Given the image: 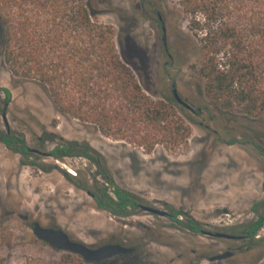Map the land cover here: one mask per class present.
<instances>
[{
  "label": "rangeland",
  "instance_id": "rangeland-1",
  "mask_svg": "<svg viewBox=\"0 0 264 264\" xmlns=\"http://www.w3.org/2000/svg\"><path fill=\"white\" fill-rule=\"evenodd\" d=\"M99 21L111 24L117 33V49L134 56L142 72L141 85L152 99L179 96L198 113L187 111V145L175 152L157 145L151 153L123 141L103 136L93 125L81 123L57 111L46 90L32 80L13 82L0 57V86L11 91L0 129L22 133L29 145L37 146L42 131L64 139L86 140L102 153L115 181L136 194L144 205L170 213L180 209L203 230L244 223L255 217L252 205L264 199V120L217 109L204 95L203 82L193 72L201 55L191 47L189 17L177 0H152L160 6L166 44L172 55L168 74L155 15L143 10L140 0H92ZM161 2V3H160ZM133 49V51H131ZM235 139L236 143L228 141ZM19 155L0 143V256L7 264H20L25 257L47 262L62 251L38 240L31 230L34 221L58 227L73 240L97 247L119 241L136 247L105 264H256L264 261V246L249 249L240 240L193 233L168 216L139 208L127 218L98 210L90 196L75 188L62 172L90 175L92 167L83 158L55 161L60 169L42 172L20 165ZM54 162L52 159H42ZM181 218V217H180ZM264 237V226L258 232ZM230 249L223 260L212 255Z\"/></svg>",
  "mask_w": 264,
  "mask_h": 264
},
{
  "label": "trees",
  "instance_id": "trees-1",
  "mask_svg": "<svg viewBox=\"0 0 264 264\" xmlns=\"http://www.w3.org/2000/svg\"><path fill=\"white\" fill-rule=\"evenodd\" d=\"M177 2L189 17L191 47L201 55L198 66L192 65V69L203 82L205 97L219 110L264 120V0ZM140 3L143 10L155 15L166 56L162 68L168 74L172 55L161 30L164 21L160 6L152 0ZM97 14L92 0H0V57L13 82L35 81L60 113L145 153H151L157 145L169 152L186 146L188 122L195 123L193 118L173 96L152 99L145 92L136 55L118 51L115 28L99 21ZM11 98V91L0 86L1 115L6 114ZM37 141V146H32L22 133L9 127L0 129V143L19 155L20 165L50 172L60 169L55 161L85 159L92 167L90 175L62 173L70 184L90 196L96 209L118 218H127L139 209L141 199L115 181L106 157L88 141L64 139L47 130ZM254 145L264 152L262 146ZM251 209L253 219L221 229L242 236L240 241L249 249L264 246V237L258 236L264 226V199ZM169 217L193 233L200 231L199 223L180 209L170 208ZM106 261L85 262L76 254L62 251L56 261L25 257L20 264ZM0 264H7L1 256Z\"/></svg>",
  "mask_w": 264,
  "mask_h": 264
},
{
  "label": "water",
  "instance_id": "water-1",
  "mask_svg": "<svg viewBox=\"0 0 264 264\" xmlns=\"http://www.w3.org/2000/svg\"><path fill=\"white\" fill-rule=\"evenodd\" d=\"M162 30L163 32H165L164 26H162ZM172 93L174 99L178 103L184 105L186 108H189V105L179 97V95L177 94V90L175 88L172 90ZM139 208L151 214H155L159 216H165L167 214V212L164 210H160L158 208L144 204H141ZM31 230L34 236L38 240L49 244L56 250L67 251L76 254L80 256L85 262L99 263L111 259L112 257H115L117 255L130 254L133 251L132 247L118 243H105L97 247H90L80 241L71 239L69 235L61 228L46 227L41 225L37 221L32 222ZM201 234L216 238L230 239V240H238L242 237L240 235L225 233L221 231L211 232L207 230H202ZM232 255H233V251L227 249L224 252L210 256L208 260L209 261L223 260L231 257Z\"/></svg>",
  "mask_w": 264,
  "mask_h": 264
},
{
  "label": "flooded vegetation",
  "instance_id": "flooded-vegetation-1",
  "mask_svg": "<svg viewBox=\"0 0 264 264\" xmlns=\"http://www.w3.org/2000/svg\"><path fill=\"white\" fill-rule=\"evenodd\" d=\"M161 30H162V28H161ZM163 31V30H162ZM163 33V32H162ZM165 33V32H164ZM164 33H163V35H164ZM175 87H174V85H172V88H171V92H172V90L174 89ZM176 89V88H175ZM177 94H178V92H177ZM179 95V94H178ZM172 96H173V93H172ZM180 97V96H179ZM174 98V97H173ZM181 98V97H180ZM182 99V98H181ZM175 100V99H174ZM183 100V99H182ZM176 101V100H175ZM184 101V100H183ZM177 102V101H176ZM185 102V101H184ZM178 103V102H177ZM187 103V102H186ZM178 104H180V103H178ZM188 104V103H187ZM181 106H183L187 111H193V107L190 105V104H188L189 105V108H186L184 105H182V104H180ZM198 111H200V108H198ZM165 216H170V213H167ZM203 229H201L200 228V231H199V233H201V231H202ZM211 232H213V231H211ZM240 239H242V237L240 238ZM240 239H238V240H240ZM234 253V252H233Z\"/></svg>",
  "mask_w": 264,
  "mask_h": 264
}]
</instances>
